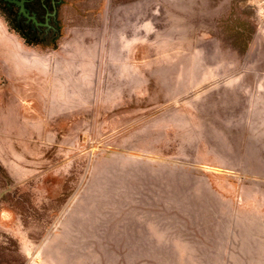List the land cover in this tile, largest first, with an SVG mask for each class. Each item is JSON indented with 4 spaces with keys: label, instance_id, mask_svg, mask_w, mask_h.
Masks as SVG:
<instances>
[{
    "label": "rangeland",
    "instance_id": "rangeland-1",
    "mask_svg": "<svg viewBox=\"0 0 264 264\" xmlns=\"http://www.w3.org/2000/svg\"><path fill=\"white\" fill-rule=\"evenodd\" d=\"M54 22L0 10V264H264V0Z\"/></svg>",
    "mask_w": 264,
    "mask_h": 264
},
{
    "label": "flooded vegetation",
    "instance_id": "flooded-vegetation-1",
    "mask_svg": "<svg viewBox=\"0 0 264 264\" xmlns=\"http://www.w3.org/2000/svg\"><path fill=\"white\" fill-rule=\"evenodd\" d=\"M21 5L7 2L9 11H16L15 20L23 27L32 24L38 32L39 41H33L32 46H48L49 41L57 36L54 22L60 0H19ZM24 31V30H23ZM30 46V45H29Z\"/></svg>",
    "mask_w": 264,
    "mask_h": 264
},
{
    "label": "trees",
    "instance_id": "trees-1",
    "mask_svg": "<svg viewBox=\"0 0 264 264\" xmlns=\"http://www.w3.org/2000/svg\"><path fill=\"white\" fill-rule=\"evenodd\" d=\"M19 0H0V10L6 18L7 23L9 26L22 38L25 44L32 46L33 41H39V34L36 31L35 27L31 24L24 25L21 27L18 25L17 21L15 20L16 11H9L7 8V2H12L17 4ZM18 5V4H17ZM24 30V31H23ZM54 46V44L52 45Z\"/></svg>",
    "mask_w": 264,
    "mask_h": 264
},
{
    "label": "water",
    "instance_id": "water-1",
    "mask_svg": "<svg viewBox=\"0 0 264 264\" xmlns=\"http://www.w3.org/2000/svg\"><path fill=\"white\" fill-rule=\"evenodd\" d=\"M17 4L21 5V2L20 1H17Z\"/></svg>",
    "mask_w": 264,
    "mask_h": 264
}]
</instances>
